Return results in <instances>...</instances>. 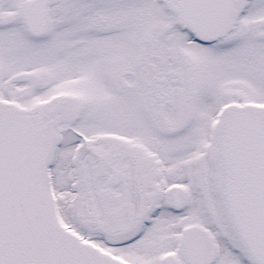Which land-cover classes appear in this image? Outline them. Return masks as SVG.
I'll return each instance as SVG.
<instances>
[{"label": "snow or ice", "instance_id": "snow-or-ice-1", "mask_svg": "<svg viewBox=\"0 0 264 264\" xmlns=\"http://www.w3.org/2000/svg\"><path fill=\"white\" fill-rule=\"evenodd\" d=\"M0 264H264V0H0Z\"/></svg>", "mask_w": 264, "mask_h": 264}]
</instances>
